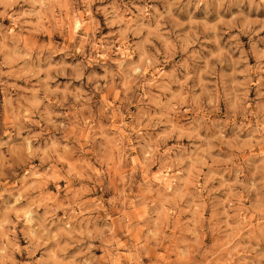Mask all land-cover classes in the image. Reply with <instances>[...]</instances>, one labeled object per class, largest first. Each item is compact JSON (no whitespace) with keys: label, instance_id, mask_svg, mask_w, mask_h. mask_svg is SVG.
<instances>
[{"label":"clouds","instance_id":"1","mask_svg":"<svg viewBox=\"0 0 264 264\" xmlns=\"http://www.w3.org/2000/svg\"><path fill=\"white\" fill-rule=\"evenodd\" d=\"M0 264H264V0H0Z\"/></svg>","mask_w":264,"mask_h":264},{"label":"rangeland","instance_id":"2","mask_svg":"<svg viewBox=\"0 0 264 264\" xmlns=\"http://www.w3.org/2000/svg\"><path fill=\"white\" fill-rule=\"evenodd\" d=\"M160 255L163 256V251H161Z\"/></svg>","mask_w":264,"mask_h":264}]
</instances>
